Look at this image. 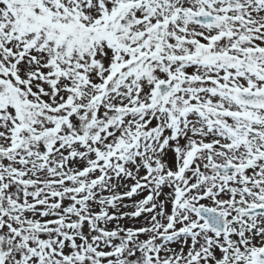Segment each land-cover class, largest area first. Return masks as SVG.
Masks as SVG:
<instances>
[{"label": "snow or ice", "instance_id": "snow-or-ice-1", "mask_svg": "<svg viewBox=\"0 0 264 264\" xmlns=\"http://www.w3.org/2000/svg\"><path fill=\"white\" fill-rule=\"evenodd\" d=\"M0 264H264V0H0Z\"/></svg>", "mask_w": 264, "mask_h": 264}]
</instances>
